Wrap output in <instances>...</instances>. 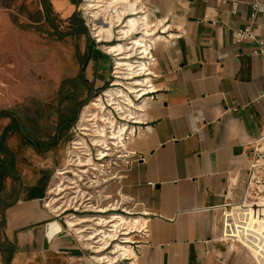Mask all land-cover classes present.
I'll return each instance as SVG.
<instances>
[{
  "label": "crops",
  "instance_id": "crops-1",
  "mask_svg": "<svg viewBox=\"0 0 264 264\" xmlns=\"http://www.w3.org/2000/svg\"><path fill=\"white\" fill-rule=\"evenodd\" d=\"M14 1L0 0V10ZM48 1L51 13L67 19L82 2ZM38 2L45 22L47 13ZM143 3L149 21L165 29L169 39L157 44L156 92L141 102L140 129L128 143L131 162L121 166L108 188L148 215L150 235L141 242L135 264H258L248 250L221 239V226L228 197L234 202L242 198L253 149L264 132V57L255 54L258 44L251 39L233 44L232 32L252 26L264 38V0ZM93 73L85 77L88 84ZM60 119L59 113L56 123L46 121L53 136H61L58 144L42 153L27 145L30 155H48L70 140L79 116L69 130L59 128ZM45 174L44 197L29 199ZM50 181L47 169H41L35 185L20 181V198L4 210L3 240L14 244L16 252L8 261L0 251V264H91L84 245L60 233L63 220L55 221L60 230L44 248L46 225L56 219L44 203Z\"/></svg>",
  "mask_w": 264,
  "mask_h": 264
},
{
  "label": "built area",
  "instance_id": "built-area-1",
  "mask_svg": "<svg viewBox=\"0 0 264 264\" xmlns=\"http://www.w3.org/2000/svg\"><path fill=\"white\" fill-rule=\"evenodd\" d=\"M101 1L96 6L107 7L102 13L113 23L110 38L105 32L100 33V24L93 13L101 10H92L88 0H82L78 12L83 16L94 48L113 61L107 81L111 88L108 90L120 89L125 95L109 97L104 89L105 112L93 108L90 119L78 120L72 129L73 139L69 142L66 162L57 169L44 203L54 211V220L65 223L61 221L65 229L60 233L75 236L85 250L91 252L88 256L91 264H135L141 242L150 235L148 215L138 212L136 204L113 195L108 188L119 178L121 166L131 162L128 143L138 133L141 121L127 116L131 112L134 117L139 116L144 97L156 92L158 58L155 52L157 44L169 37L164 36L165 29L160 30L149 21L143 0H129L128 9L124 2ZM237 7L234 2V11ZM254 7L255 10L258 8L257 5ZM135 19V27L127 34L126 30ZM232 33L233 44L240 45L251 39L258 44L255 54L264 57V38L259 37L252 26L234 29ZM118 43L125 44L122 50L125 52L116 55L119 51H113V46ZM122 106L124 110L119 108ZM136 107L139 108L134 109ZM101 115L107 121L101 119ZM102 131L106 134L99 137ZM98 140L101 142L97 145ZM222 211L221 239L240 245L258 264H264V132L255 143L242 198L234 202L228 197ZM67 219L73 220L77 226H70ZM85 219L91 222L80 224Z\"/></svg>",
  "mask_w": 264,
  "mask_h": 264
},
{
  "label": "rangeland",
  "instance_id": "rangeland-1",
  "mask_svg": "<svg viewBox=\"0 0 264 264\" xmlns=\"http://www.w3.org/2000/svg\"><path fill=\"white\" fill-rule=\"evenodd\" d=\"M40 9L38 0H15L11 7L0 10V111L19 110L26 116L28 111L33 112L38 108L45 111L41 124L45 125L47 120L54 124L59 111L67 103L66 94L79 87L74 80L80 75L85 78L94 72V81H89L88 85H80L81 96L77 99L74 95L73 98L74 106L77 103H85L88 99L78 112V120L85 119L83 111L84 114L92 111V108L87 107L97 96L102 98L106 90L107 82L104 81L110 78L113 61L102 51V54L94 51L91 58L92 39L86 34L69 36L62 41L50 36L53 29L47 21L43 22ZM51 18L56 25H60L61 30H69L70 24L62 14L52 10ZM66 80L65 90L61 94L62 83ZM109 88L110 85L107 86V89ZM10 122V118L0 119V137ZM105 127L107 128V125ZM72 139L71 131L69 141L62 142L48 155L39 157L37 154L30 155V148L25 144L21 133L9 134L6 143L18 154L20 181L35 185L41 175V169H47L50 170V182L53 183L57 167L66 162L67 149ZM43 163H46L45 167ZM15 184L12 178H8L5 183L7 192H10ZM85 252L88 256L91 253L89 250Z\"/></svg>",
  "mask_w": 264,
  "mask_h": 264
},
{
  "label": "trees",
  "instance_id": "trees-1",
  "mask_svg": "<svg viewBox=\"0 0 264 264\" xmlns=\"http://www.w3.org/2000/svg\"><path fill=\"white\" fill-rule=\"evenodd\" d=\"M41 1L47 13L48 25L53 29L50 36L56 37L57 40L62 41L69 36L86 34L89 39H91L88 29L84 23V19L79 12H75L69 19H67L70 24L69 30L63 31L60 29V25H56L51 18V3L48 0ZM72 1L74 2L75 0ZM74 3L79 4L78 1ZM91 47L92 49H90V51L101 53L94 48L93 42L91 43ZM74 81L79 87L83 84L88 85V81L85 80L83 75H80L79 78ZM66 82L67 80L62 83L63 89L61 90V94L65 90L64 86L66 85ZM79 87L66 94L65 100L69 104L64 111H59L61 118L59 128L64 126L67 130H69L76 122L81 106L88 101L87 99L85 103L83 102L79 105H77V103L74 106V95H76L78 99L82 94ZM1 118L11 119L10 124L4 129L0 137V251H5L8 254V261H10L16 252V246L8 239L3 240L4 230L6 227L4 210L13 205L20 198L22 184L20 183L21 175L19 172L18 154L7 146V137L11 133H21L26 145H30L38 152L42 153L55 147L60 141L61 136L58 135V133L53 136V127L47 123L45 125L41 124V120L44 118V112L38 108L33 112L28 111L26 116L21 114L19 110H2L0 111V119ZM8 178H12L13 181L16 182V184L12 186L10 192H7L5 189V183ZM48 179L49 175L45 174L38 185L30 191L28 198L33 199L44 197L45 186Z\"/></svg>",
  "mask_w": 264,
  "mask_h": 264
},
{
  "label": "bare ground",
  "instance_id": "bare-ground-1",
  "mask_svg": "<svg viewBox=\"0 0 264 264\" xmlns=\"http://www.w3.org/2000/svg\"><path fill=\"white\" fill-rule=\"evenodd\" d=\"M100 2H102L101 0H88V4H90L89 5V7H91L92 8V10L93 9H98V10H101V11H93V13H94V15L96 16V21L100 24V33H103V32H105L107 35H106V37L107 38H110L112 35H113V23L111 22V21H109L107 18H106V16H105V14L104 13H102V9L104 8V7H102V6H96V5H98V3H100ZM117 2H124L126 5H125V8H127L128 9V6H129V0H113L112 1V3L113 4H115V3H117ZM100 7H102V8H100ZM107 9V7H105L104 8V11ZM135 25H136V19L135 20H132L131 21V23H130V28L128 29V30H126V33L128 34V32L129 31H131V30H133V28L135 27ZM137 43L138 44H141L142 42L141 41H137ZM142 46V45H141ZM125 48V44H122V43H118V44H116V45H114L113 46V51H119L116 55H119V54H122L123 52H125V51H122L123 49ZM115 84H120V83H115ZM139 86H144L143 84H140ZM134 88V87H133ZM136 88V87H135ZM144 90H146V89H144ZM106 92H107V95L109 96V97H123V95H125L123 92H121V90L120 89H111V90H108V89H106ZM133 92H137V90H133ZM131 102V101H130ZM132 104V103H131ZM92 106L90 107V108H94V109H98L100 112L101 111H104L105 112V107H104V105H103V102H102V98L100 97V96H97L96 98H95V101H93V103L91 104ZM134 106H136L135 104H134ZM89 108V109H90ZM120 109H122V110H124V108H123V106L122 107H119ZM139 107H136V108H134V109H138ZM132 108H130V109H128L129 111L131 110ZM128 110H126V111H128ZM91 110H89L86 114H84V118L86 119V118H89L90 119V112ZM135 116V114L134 113H129V116H127V118L129 117L130 119L131 118H136V120L137 121H139L140 120V117L138 116H136V117H134ZM101 119H105V121H107V118H105V116L104 115H101V117H100ZM89 119H87V121H89ZM117 125L114 123V128L116 127ZM112 127V126H111ZM106 129V128H105ZM123 129L124 128H121V132H123L124 133V131H123ZM98 131V130H97ZM101 132V131H100ZM102 133L103 134H99L98 136L100 137H102V136H104L105 134H106V131L105 132H103L102 131ZM121 136H122V133H121ZM101 142V140H98L97 142H96V144L98 145L99 143ZM122 220L125 222V223H128V221L126 220V218H122ZM88 222H91V220H89V219H85L84 221H82V223H80V224H83V223H88ZM68 223H69V225L70 226H77V225H74V221L73 220H69L68 219ZM51 227H52V231H51V236H53V234L55 235L56 233H58L59 232V230H60V227H59V225H58V223L57 222H54V223H52V225H51ZM80 228H78L77 230H79ZM79 232H81V231H79Z\"/></svg>",
  "mask_w": 264,
  "mask_h": 264
},
{
  "label": "water",
  "instance_id": "water-1",
  "mask_svg": "<svg viewBox=\"0 0 264 264\" xmlns=\"http://www.w3.org/2000/svg\"><path fill=\"white\" fill-rule=\"evenodd\" d=\"M56 220H52L47 223L46 225V230H45V236H44V248L49 249L51 242L54 239V234L51 236V231H52V223H54Z\"/></svg>",
  "mask_w": 264,
  "mask_h": 264
}]
</instances>
